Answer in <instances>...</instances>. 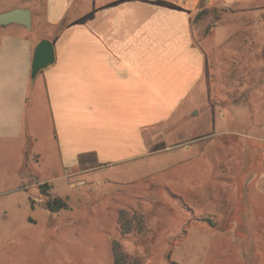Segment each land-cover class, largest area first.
I'll list each match as a JSON object with an SVG mask.
<instances>
[{"label":"rangeland","instance_id":"1","mask_svg":"<svg viewBox=\"0 0 264 264\" xmlns=\"http://www.w3.org/2000/svg\"><path fill=\"white\" fill-rule=\"evenodd\" d=\"M259 1L248 13L215 16L225 17L226 30L216 31L223 45L213 41L203 102L163 127L146 154L69 175L51 151L35 160L42 140L24 169L14 151L1 154L0 264H114L113 240L130 264H169L168 254L177 264H264V195L252 183L264 170V0H252ZM247 25L258 35L253 44L236 30ZM46 179L79 184L61 197L66 208L36 210L28 222V201L43 207L46 198L33 184ZM121 210L143 214L142 232L120 234Z\"/></svg>","mask_w":264,"mask_h":264},{"label":"crops","instance_id":"2","mask_svg":"<svg viewBox=\"0 0 264 264\" xmlns=\"http://www.w3.org/2000/svg\"><path fill=\"white\" fill-rule=\"evenodd\" d=\"M260 4L0 0V13L15 8L31 11L30 28L16 23L0 26V156L14 151L17 169H24L28 152L33 153L42 140L35 160L51 151L69 175L96 168L98 162L146 154L149 143L164 138L163 127L185 118L203 102L215 61L216 31L226 30L225 17L215 16L226 9L241 15L253 5L263 7ZM236 30L241 41H257L252 26ZM43 38L53 45L54 61L32 79L33 50ZM216 45H223L220 39ZM42 183L49 185L48 194L61 198L79 181L46 179L33 188ZM252 183L264 195V170ZM28 205V222H34L36 210L46 209L36 203L32 208L29 201Z\"/></svg>","mask_w":264,"mask_h":264},{"label":"trees","instance_id":"3","mask_svg":"<svg viewBox=\"0 0 264 264\" xmlns=\"http://www.w3.org/2000/svg\"><path fill=\"white\" fill-rule=\"evenodd\" d=\"M49 185L47 183L39 184V190L42 195L46 198L44 199V207L54 213L58 212L60 209L67 207L66 202L58 197H50L48 194ZM207 222L211 224L209 218H204ZM118 226L121 235H126L131 232H142L144 229V216L135 211L130 212L128 210H121L118 215ZM112 253H113V263L114 264H130V256L121 247L118 241H112ZM169 264H177L170 259V254L167 255Z\"/></svg>","mask_w":264,"mask_h":264},{"label":"water","instance_id":"4","mask_svg":"<svg viewBox=\"0 0 264 264\" xmlns=\"http://www.w3.org/2000/svg\"><path fill=\"white\" fill-rule=\"evenodd\" d=\"M20 24L26 28L31 27V11L28 8H15L0 13V26L7 24ZM54 61L53 45L48 39H41L37 42L33 50L31 61V78L36 75Z\"/></svg>","mask_w":264,"mask_h":264}]
</instances>
